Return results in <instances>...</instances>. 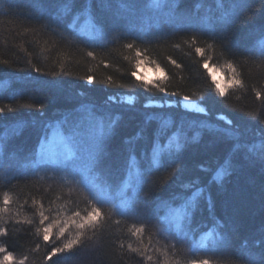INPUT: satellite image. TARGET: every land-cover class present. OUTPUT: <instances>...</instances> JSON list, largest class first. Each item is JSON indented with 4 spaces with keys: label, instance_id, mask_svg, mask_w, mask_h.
<instances>
[{
    "label": "trees",
    "instance_id": "1",
    "mask_svg": "<svg viewBox=\"0 0 264 264\" xmlns=\"http://www.w3.org/2000/svg\"><path fill=\"white\" fill-rule=\"evenodd\" d=\"M220 2L0 0V107L14 109L0 113V264H243L234 253L259 234L264 191L253 172L230 175L221 165L234 140L227 133H240L248 148L262 139L264 59L248 55L259 40L245 17L258 20L264 9L253 0L252 11L213 39ZM157 86L205 112L161 107L176 98ZM110 95L123 102L109 103ZM202 123L220 131L222 148L206 151L214 137ZM56 132L69 144L43 158V142ZM199 188L191 221L177 230L163 219ZM93 208L99 215L78 229ZM222 231L230 248L216 241ZM78 232L79 246L53 254Z\"/></svg>",
    "mask_w": 264,
    "mask_h": 264
},
{
    "label": "snow or ice",
    "instance_id": "2",
    "mask_svg": "<svg viewBox=\"0 0 264 264\" xmlns=\"http://www.w3.org/2000/svg\"><path fill=\"white\" fill-rule=\"evenodd\" d=\"M80 0H72V5H76L79 3ZM95 3V0H93ZM105 0H100L101 5ZM253 3V0H232V3L226 8L225 4L221 2L217 5L218 9L220 10L221 14L217 18V22L214 25L213 30L209 35L213 39H221L223 33L235 22L236 19H238L241 15H243L246 12L252 11L251 4ZM261 8L264 9V0H260ZM53 7H55V4H53ZM70 10V7L68 5H65L63 11L67 13ZM245 20L252 24L251 29L249 30L248 35L253 39L259 40V47H252L249 49L248 55L250 57H256L257 55L264 59V14H261L259 19H255V13L253 12L251 16L245 17ZM56 22V21H54ZM99 23L104 24L107 26L109 23L108 20H100ZM39 23V21H37ZM43 28H47L48 25H42ZM57 27H59V24L57 23ZM128 48H132V44L126 45ZM225 48L231 47V41H228L224 44ZM197 53H202L201 48L196 49ZM89 56H92L93 53L89 52ZM139 56L140 54L137 53ZM173 64H176V62L173 60ZM177 67H180V65H176ZM231 68L232 66L229 65ZM32 71L44 75H51L56 76V72L47 73L42 72V70L39 67H32ZM65 75H67L65 73ZM133 76H136V73H132ZM85 83L88 85H92L94 83V78L92 76H87ZM216 89L220 96H224V88L221 87V85L218 82H215ZM233 83H239V81H233ZM157 89L160 93H162L165 97H175V103L173 104L171 100H165L164 104L161 105V107H164L167 105L170 108H179L181 106L187 108L191 106V98L188 95L181 96L180 92L178 91H167L164 87L157 86ZM258 98L264 99V96H262L261 93H256ZM107 101L111 104H120L123 101L118 99L116 95H110L107 97ZM25 107V106H22ZM26 107H33V105H26ZM44 109V104H37L35 105L36 111H42ZM7 112H13L14 109L8 106L0 107V113H6ZM200 112H205V109L201 108L198 109ZM207 115V113H206ZM156 118V117H154ZM219 120H223L224 117L220 116L218 117ZM201 129L203 131L208 132L210 135L214 137V139L210 140L209 145L206 148L207 152H211L213 149H219L222 148L225 145V140L221 137L219 130H213V126L207 123H202L200 125ZM228 136H234V140L232 143L228 145L229 147V154L227 158L224 160L222 167L226 166L228 169H230V175L236 174L238 171H250L253 172L260 181V186L262 191H264V128L261 129L260 135L262 137L259 148L257 149L255 145H253L252 148H248L247 145L240 142V133H227ZM198 143V141H196ZM192 146L191 142L186 140L185 142V148ZM164 148L169 147V145H164ZM179 147V146H178ZM158 155V153H157ZM176 155L172 154L171 160L169 162V167L173 163L176 162ZM202 171L207 170L205 167L201 168ZM178 169H173V175L178 174ZM203 192L202 188L197 189V191L193 194L190 201L185 202L184 205L176 208V207H170L169 213L163 217L165 221H168L169 223H175V226L177 230H180L183 227V222L185 219H188L191 221V218L193 216V211L195 208V201L198 196H200ZM148 196H145V199H148ZM5 203H7V199H5ZM261 214H262V227L259 230V234L252 239L246 241L244 245L242 246L243 250H236L234 253L235 257L242 261L243 264H264V199L261 201ZM77 216H79V213H76ZM99 213L97 209L93 208L92 212L89 213L85 217L80 218V222L76 224V227L78 229H83L87 225L91 224L93 222V219L95 216H98ZM75 222V221H74ZM43 223V221H41ZM218 223V222H217ZM51 226L45 227L43 229L44 232V240H49V230ZM190 227V224H189ZM220 228L223 229L224 225L220 224ZM65 231L64 227L60 228V234L63 235ZM137 232H141L142 229H137ZM135 234V233H134ZM216 241L224 248H230L232 245V237L229 231H222L217 234ZM80 244V233H77V236L75 238H69L65 241L62 247L54 248L53 254L56 253H63V252H70L73 250L74 246H79ZM122 247V246H121ZM0 251H4V249L0 248ZM9 260V256H4V261L7 262ZM23 264V262H21ZM113 264H117V262H113ZM202 264H207V261L202 262Z\"/></svg>",
    "mask_w": 264,
    "mask_h": 264
},
{
    "label": "rangeland",
    "instance_id": "3",
    "mask_svg": "<svg viewBox=\"0 0 264 264\" xmlns=\"http://www.w3.org/2000/svg\"><path fill=\"white\" fill-rule=\"evenodd\" d=\"M183 109L189 113L199 112L197 106L193 104H191V106L187 108L183 107ZM69 140V137L60 132H56L52 135H49L43 142L42 148L40 150L41 156L43 158H52L54 156L64 153L69 144Z\"/></svg>",
    "mask_w": 264,
    "mask_h": 264
}]
</instances>
